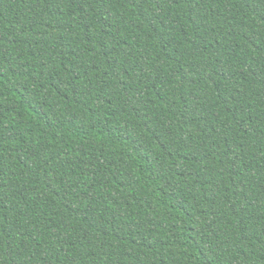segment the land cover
Listing matches in <instances>:
<instances>
[{
  "label": "trees",
  "instance_id": "obj_1",
  "mask_svg": "<svg viewBox=\"0 0 264 264\" xmlns=\"http://www.w3.org/2000/svg\"><path fill=\"white\" fill-rule=\"evenodd\" d=\"M0 264H264V0H0Z\"/></svg>",
  "mask_w": 264,
  "mask_h": 264
}]
</instances>
